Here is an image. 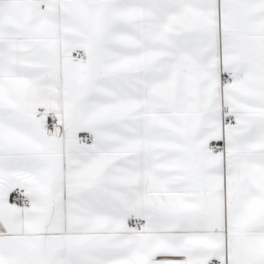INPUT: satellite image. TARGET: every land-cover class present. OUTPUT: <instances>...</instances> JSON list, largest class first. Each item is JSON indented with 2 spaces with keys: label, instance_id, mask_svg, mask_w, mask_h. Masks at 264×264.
<instances>
[{
  "label": "snow or ice",
  "instance_id": "obj_1",
  "mask_svg": "<svg viewBox=\"0 0 264 264\" xmlns=\"http://www.w3.org/2000/svg\"><path fill=\"white\" fill-rule=\"evenodd\" d=\"M0 264H264V0H0Z\"/></svg>",
  "mask_w": 264,
  "mask_h": 264
}]
</instances>
